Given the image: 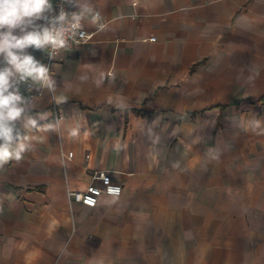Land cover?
<instances>
[{
	"label": "crops",
	"instance_id": "crops-1",
	"mask_svg": "<svg viewBox=\"0 0 264 264\" xmlns=\"http://www.w3.org/2000/svg\"><path fill=\"white\" fill-rule=\"evenodd\" d=\"M74 8L92 38L24 98L38 128L0 167V264H264V0ZM94 171L120 195L69 203Z\"/></svg>",
	"mask_w": 264,
	"mask_h": 264
},
{
	"label": "clouds",
	"instance_id": "clouds-1",
	"mask_svg": "<svg viewBox=\"0 0 264 264\" xmlns=\"http://www.w3.org/2000/svg\"><path fill=\"white\" fill-rule=\"evenodd\" d=\"M51 11L50 0H0V167L9 160H19L27 147L22 141L28 138L21 136L16 122L25 120V128H38L37 119L27 115V101L19 90V84L29 78L49 89L54 84L48 75V68L27 51L47 46L52 49L65 47L64 33L67 29L63 22L67 14L61 9L58 16L49 19L46 13ZM85 12H91V9L84 8L79 14L73 13V29L79 27ZM98 16L99 13H96L93 21ZM40 20L47 21L51 27L35 23ZM57 24H60L59 28ZM43 127L46 130L52 125Z\"/></svg>",
	"mask_w": 264,
	"mask_h": 264
},
{
	"label": "built area",
	"instance_id": "built-area-1",
	"mask_svg": "<svg viewBox=\"0 0 264 264\" xmlns=\"http://www.w3.org/2000/svg\"><path fill=\"white\" fill-rule=\"evenodd\" d=\"M75 0H53L52 1V11L50 13H46L49 16V19L52 17L58 16L61 9L65 11L67 14L66 20L63 22V26L67 29L64 33V38L66 40V45L63 48L52 49L51 46H47L44 49L37 50L35 48H29L28 51L32 54L36 60H38L41 64L45 65L49 72L48 75L51 76L52 64L60 59L61 54L72 51L77 46L83 44L84 42L90 40L92 38V32L86 29L84 23V15L79 22V27L73 29L71 26L75 23L72 20L73 13L79 14L81 13L76 8H74ZM96 14V13H95ZM94 14V16H95ZM38 24L42 27H51V24L47 21L40 20ZM57 28L60 27V24L56 25ZM151 41L154 40L152 37ZM41 90L37 91L31 87H28L25 91L21 92L23 98L32 99L34 97H40L42 95V90L46 86H44L41 82ZM56 107H54L55 109ZM57 110V109H55ZM57 118H60V115L55 112ZM72 153H68L66 156L62 154L63 157L72 158ZM92 182L87 186L85 191H68L66 193V197L69 203H79L87 207H94L97 204L98 198L105 195H120L121 186L112 182L111 178L104 173L92 172L91 175ZM95 182H99L97 185Z\"/></svg>",
	"mask_w": 264,
	"mask_h": 264
}]
</instances>
